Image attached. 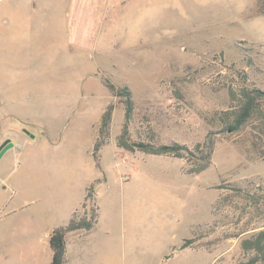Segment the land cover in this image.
Listing matches in <instances>:
<instances>
[{
  "label": "rangeland",
  "instance_id": "374dc122",
  "mask_svg": "<svg viewBox=\"0 0 264 264\" xmlns=\"http://www.w3.org/2000/svg\"><path fill=\"white\" fill-rule=\"evenodd\" d=\"M260 5L264 0H117L103 30L93 38L85 30L82 42L54 33L33 41L5 31L0 84L12 83L14 91L0 96V142L12 143L0 156V264H49L46 235L37 228L33 241L25 232L27 214L39 207L44 221L45 190L59 178L74 184L79 169L106 175L109 183L95 182V191L102 201L111 193L123 196L132 214L122 217L120 203L103 214L114 235L124 232L121 244L113 242L109 264L247 261L253 253L242 240L264 227V119L231 133L223 131L221 115L237 104L232 90L264 89ZM91 13L85 0L84 29ZM105 78L132 91L133 139L194 146L213 132L210 165L188 173L184 158L139 150L131 156L119 147L124 97L113 94ZM111 102L116 111L98 166L95 123ZM47 130L57 141L49 149L41 135ZM36 151L51 157L35 162L27 154ZM61 168V176L47 172ZM126 174L130 183L147 180L145 206L123 191ZM128 192L135 195L134 187ZM186 237H194L188 250ZM104 260L99 250L91 264Z\"/></svg>",
  "mask_w": 264,
  "mask_h": 264
},
{
  "label": "crops",
  "instance_id": "0c3cea01",
  "mask_svg": "<svg viewBox=\"0 0 264 264\" xmlns=\"http://www.w3.org/2000/svg\"><path fill=\"white\" fill-rule=\"evenodd\" d=\"M91 8V15L93 20L90 22L88 19L86 21V27L84 29V17H85V0H0V40L2 42L6 41L3 33L6 32H19L24 33L27 40L35 41L38 38L42 39L41 36L51 37L54 33L55 37L62 40H68L72 42H82L85 37V32H92L93 34L100 32L101 24H103L106 15L109 14L111 8L114 9L117 0H86ZM114 16V15H113ZM90 22V23H89ZM89 23V25H87ZM90 25L92 28H90ZM86 30V31H85ZM103 30V26L101 31ZM40 34V35H38ZM90 34V33H89ZM88 34V36H89ZM3 35V36H2ZM87 36V37H88ZM28 43H31L28 42ZM33 43V42H32ZM27 44L25 43V46ZM2 62H0L1 64ZM1 91H6L8 96L13 94L12 83H5L3 80L0 84V96L3 93ZM105 106L100 110L101 114L98 121L95 123V127L98 130L102 114L104 112ZM116 109V107H115ZM114 109V112L116 111ZM113 112V115H114ZM113 120V119H112ZM43 137V142H45V148L49 149L52 144H56V139H51V134L46 131V134H41ZM98 132L96 131L94 135V142L97 139ZM36 137V135H34ZM27 138V137H26ZM27 140V139H25ZM4 140L0 142V145ZM30 141V140H29ZM53 142V143H52ZM125 150V149H124ZM131 156H134L135 151H130ZM127 154L126 151L120 153L121 157ZM30 159L36 160H48L51 157L50 153L46 152H29L27 154ZM33 158H32V157ZM56 160V159H55ZM61 158L59 157V162ZM126 161V160H125ZM58 163V162H57ZM50 176L60 175L63 172L62 168L59 170H48ZM131 174H126L123 177V191H127L128 199L136 197V203L139 207L145 206L148 201L147 196V180L141 179L138 183L131 182ZM51 180V179H50ZM99 182L103 185L109 183V178L104 175L101 176L97 173H89L85 169H79L77 178L72 185H68L65 182L62 183L61 178L57 184H53L45 190V210H44V221L41 215V209L39 207H33L28 211L27 214V227L25 228L28 238L32 236V240L35 241V234L37 228L40 232L46 235L48 240V259L49 264H51L53 251L49 245V236L52 230L58 226L66 225L73 213L82 207V203L88 192V188L92 183ZM135 189V195L129 194V189ZM95 188V185H94ZM96 193V201L100 208L99 220L94 229L91 231H77L67 240V262L68 264H91L95 258L96 252L101 250L105 255L104 264H109V255L111 253L113 242L115 240L122 243L124 232L119 235L117 233L114 235V229L109 224L106 216L113 214L111 209L114 203L121 204L120 212L124 216H130L131 213H127V210L122 206L123 196L118 197L114 194L107 195L104 201L101 200L100 194ZM122 199V203H121ZM125 218V217H124ZM44 222V223H42ZM206 222V221H205ZM134 230V228H132ZM194 238V237H186ZM189 244L185 246V249H189ZM36 246L33 243V254L35 252ZM30 251V249H29ZM205 251V249L203 250ZM175 256L174 254H168L167 257Z\"/></svg>",
  "mask_w": 264,
  "mask_h": 264
},
{
  "label": "trees",
  "instance_id": "16d2710c",
  "mask_svg": "<svg viewBox=\"0 0 264 264\" xmlns=\"http://www.w3.org/2000/svg\"><path fill=\"white\" fill-rule=\"evenodd\" d=\"M260 10L264 12L262 5H260ZM103 81L113 94L124 97L126 112L122 131L117 137V145L119 147L130 151L139 150L149 154H167L184 158L187 161L186 170L188 173H198L210 165L216 143L213 132L204 141H200L194 146L179 142L155 144L150 141L135 140L131 137L129 123L134 104L132 91L126 84L119 85L107 78ZM231 95L236 99L237 104L223 110V115H221L224 122L223 131L235 133L246 128L254 118L264 119V89L243 86L240 91L232 90ZM114 109V103L111 102L107 105L97 130L98 135L94 144L93 155L98 166H100V148L110 137ZM261 128L264 131V127L262 126ZM94 185L95 183H92L89 186L81 209L73 213L66 225L58 226L50 233L49 244L53 251L51 264H68L67 240L69 236L77 231H91L95 228L99 220L100 208L96 203ZM220 198L222 199V197ZM89 206L90 209H88ZM191 241L192 238L186 239L183 247L187 246L188 242ZM242 248L245 251H251L253 254L247 261L236 264H264V227L253 231L251 235L245 237L242 240Z\"/></svg>",
  "mask_w": 264,
  "mask_h": 264
},
{
  "label": "water",
  "instance_id": "95a60500",
  "mask_svg": "<svg viewBox=\"0 0 264 264\" xmlns=\"http://www.w3.org/2000/svg\"><path fill=\"white\" fill-rule=\"evenodd\" d=\"M9 140L4 141L1 145H0V156L9 148L12 146V143H9Z\"/></svg>",
  "mask_w": 264,
  "mask_h": 264
}]
</instances>
